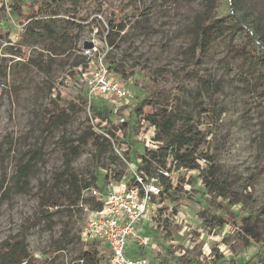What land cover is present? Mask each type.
<instances>
[{
    "label": "rangeland",
    "instance_id": "1",
    "mask_svg": "<svg viewBox=\"0 0 264 264\" xmlns=\"http://www.w3.org/2000/svg\"><path fill=\"white\" fill-rule=\"evenodd\" d=\"M28 2L0 0V183L11 184L18 164L35 156L25 191L2 196L0 190V245L23 235L27 257L22 264L33 259L76 264L89 248L106 254L102 245L84 242L81 235L90 211L87 205L97 198L93 192L104 189V172L94 165L90 143L79 147L73 162H68V147L76 146L91 125L98 132L121 128L129 149L126 156L137 168L144 146L153 150L154 144L149 139H153L150 124L140 123L151 109L144 107L143 117H136L135 109L157 91L151 100L157 108L168 106L174 111L177 127L188 117L194 124L204 122L199 112L202 106L211 107L214 120L208 127L200 126L207 128L200 150L231 184L233 197L208 194L200 171L168 164L175 191L155 200L164 236L146 255L158 264L157 256L171 251L181 256L188 249L202 264L228 260L257 264L254 255L264 256V100L254 88L257 68L238 53L244 33L230 27V0H222L212 15H206L208 40L201 48L195 25L205 12L200 0H55L49 1L48 10L56 15L19 18L14 8L20 6L26 13ZM243 9L251 16L260 14L264 21V1L246 0ZM91 39L106 63L117 67L118 81L126 82L132 92L130 100L121 102L118 114L108 115L112 100L90 104L84 83L78 80L75 63L84 56L83 42ZM188 72L192 73L173 95L172 85ZM54 94L63 95V101ZM53 106L70 107H63L64 112L45 125ZM88 106H93L90 111ZM98 112L107 117L106 124L95 119ZM130 115L128 126L118 125L120 117L127 121ZM112 156L107 148L100 159L102 168L129 176L124 162L110 163ZM198 163L201 169L208 165L203 160ZM66 170L91 184L81 192L80 200L87 202L78 210L67 205L74 195L66 185L60 202L54 200ZM250 179L254 191L248 198L243 190ZM156 235V230L143 226L142 237L153 241ZM51 245L56 247L52 256ZM134 248H128L127 254Z\"/></svg>",
    "mask_w": 264,
    "mask_h": 264
},
{
    "label": "trees",
    "instance_id": "2",
    "mask_svg": "<svg viewBox=\"0 0 264 264\" xmlns=\"http://www.w3.org/2000/svg\"><path fill=\"white\" fill-rule=\"evenodd\" d=\"M49 1L55 0H29L27 5L26 13H23L21 7H15L14 9L17 12L19 18H35L38 15L49 13V16L56 15V12H49ZM202 6L204 7V13L198 16V19L195 22L197 30L196 38L200 39L198 43V48L204 46L203 44L207 42V17L206 15H212L217 7L221 5L222 0H200ZM246 0H230L228 6L227 17L229 18L230 27L235 28L238 31L244 33V39L241 42V45L238 47V53H241V57L245 62H250L252 65L257 68L256 80H255V92L260 95L264 100V21L261 18L260 14L254 16L249 15V12L243 9V4ZM255 1H264V0H253ZM208 15V16H209ZM113 27H111L112 29ZM112 32V30H111ZM50 33H53L52 31ZM98 33V32H97ZM107 39H110L111 34L106 35ZM85 65V57L83 56L82 60L76 62L75 65ZM109 68L113 71H118L116 66L109 64ZM192 72L183 73L179 76L178 80L172 85V93L176 94L180 83L187 77V74ZM123 75V74H122ZM157 91L153 92L152 98L157 95ZM152 98H148L142 103H138L136 106V116H142L143 108L148 107L151 109V112L143 117V119L154 127V136L153 139L155 142L159 143L157 150H145L143 155H138L142 159V164L140 169L143 170L145 175L148 178L157 179L161 186V196L167 194L172 196L175 187L169 182L168 178H165L158 171L166 170L172 172L173 170L167 165H172L174 168H181L185 170H198L200 171L199 179L201 180L202 185L208 194L215 197H221L225 199H230L233 197L231 184L226 183L221 178V173L218 170V167L213 164L210 157L202 153L200 146L205 144L207 128L203 130L200 126L203 124L205 127H208L213 123L214 117L212 109L210 106H202L199 115L204 118V122L196 123L192 121L191 118H187L185 123L180 127H177L178 117L168 106L161 108L156 107V103ZM61 101H63L61 99ZM56 105V104H55ZM68 108L70 106H63ZM59 106H53L52 110L47 112V119L43 121V124L49 125L54 117L60 115L64 112V108ZM98 115L105 118L102 112H98ZM109 114V113H108ZM132 116L130 115L126 123L123 126H128ZM136 121V119H135ZM105 130H107L105 128ZM90 143L95 150L94 153V165L95 167L102 168L101 156L109 148H111L109 143L102 135L97 134L92 131L89 127L86 131L82 132L79 136L78 144L72 148L68 147V162H73L74 159L80 154V146ZM1 147V144H0ZM147 151V152H146ZM0 149V155H1ZM35 156L31 155L28 160L25 162L19 163L16 169L15 174L12 176V182L9 185L0 183V190L2 191V196H8L12 192L21 193L29 187V179L32 173V165L35 163ZM117 159L112 156L110 158V163H114ZM198 160H203L208 165L201 169L198 163ZM264 163V161H263ZM264 166V164H263ZM116 172V171H115ZM122 174L116 172V180L121 178ZM105 177H103L104 180ZM97 176L92 175L93 182L96 181ZM61 184L58 188V191L54 195V200L57 203L63 198V186L66 185L68 191H71L74 195V198L69 199L67 202L68 207L78 210L80 205L86 203L87 201L80 200V194L82 191L89 190L91 184L89 182L79 180L76 173L72 170H66L65 174L61 176ZM249 188V192L247 189ZM103 190V188H98ZM175 191V190H174ZM254 191V183L252 179L248 180L247 184L244 187L243 192H245L246 197L250 198L251 193ZM70 192V193H71ZM89 210H95L100 208L101 204L91 198L89 204L87 205ZM176 213V211L174 212ZM157 221V220H156ZM161 227V225H158ZM164 231V229H163ZM162 231V232H163ZM158 245L160 243L158 242ZM56 251L54 245L50 246L49 255H53ZM139 254H143L142 250L137 251ZM172 252V251H171ZM167 253L165 256H157L156 260L158 264H202L191 255L193 250L185 249L183 255L175 256L174 253ZM26 253V244L23 235H16L12 241L6 242L5 244L0 245V264H22L27 257ZM98 251H93L91 248L87 249L85 252H82L81 255L76 258L78 262L76 264H99L101 259ZM254 258L257 261V264H264V256L261 253L254 255ZM251 260L245 261L243 264H250ZM26 264H43L39 260H30ZM223 264H240L234 262L233 260L224 261Z\"/></svg>",
    "mask_w": 264,
    "mask_h": 264
},
{
    "label": "built area",
    "instance_id": "3",
    "mask_svg": "<svg viewBox=\"0 0 264 264\" xmlns=\"http://www.w3.org/2000/svg\"><path fill=\"white\" fill-rule=\"evenodd\" d=\"M90 42L92 43L91 49L84 50L82 48L85 65L77 67L78 80L84 83L86 97L90 104L92 100H112L114 106H111L112 110L110 109L108 113L118 114L121 102L130 100L133 97L132 92L126 82L118 81L116 74L104 60L103 51L98 50L95 40L91 39ZM52 96L58 100L63 99V95L54 94ZM92 107L88 106L89 111ZM95 119L102 121L103 124L107 123V117L104 118L97 114ZM144 122L145 120L142 119L141 125H144ZM124 123H126L125 118L120 117L118 125L123 126ZM150 128L153 129L154 134V127L150 126ZM91 129L107 140L112 155L127 165L130 174L127 177L121 176L119 180H116L115 171L109 170L107 172L106 169H102L105 177L104 189L93 192L97 197L95 198L96 201L101 206L89 211L88 219L81 234L82 240L84 242H96L106 249V254L101 255L99 264H156L151 256L146 255V251L153 249L164 236L163 228L158 227L156 221L158 215L155 213L157 210V201L155 200L160 198L162 186L157 179L148 178L140 169L141 158L138 157L137 168L133 167L132 161L130 160V162L126 156L129 149L120 136L121 128L112 130V132L103 128L98 132L91 125ZM141 129L145 132L144 127ZM149 139L154 144L152 149L157 150L159 143H153L152 139ZM144 147L145 150H150L147 146ZM158 172L170 180V174L173 171L168 172L160 169ZM85 210L87 211V208ZM143 226H148L157 231L153 241L141 236ZM130 247H135L136 252L128 255L127 250ZM138 250H142L143 254H139Z\"/></svg>",
    "mask_w": 264,
    "mask_h": 264
},
{
    "label": "water",
    "instance_id": "4",
    "mask_svg": "<svg viewBox=\"0 0 264 264\" xmlns=\"http://www.w3.org/2000/svg\"><path fill=\"white\" fill-rule=\"evenodd\" d=\"M82 48L84 50L91 49L92 48V43L90 41H84L82 44Z\"/></svg>",
    "mask_w": 264,
    "mask_h": 264
},
{
    "label": "crops",
    "instance_id": "5",
    "mask_svg": "<svg viewBox=\"0 0 264 264\" xmlns=\"http://www.w3.org/2000/svg\"><path fill=\"white\" fill-rule=\"evenodd\" d=\"M133 252H136V249Z\"/></svg>",
    "mask_w": 264,
    "mask_h": 264
}]
</instances>
